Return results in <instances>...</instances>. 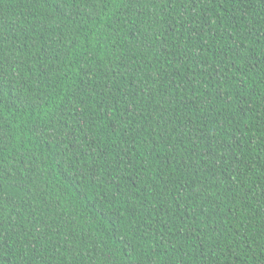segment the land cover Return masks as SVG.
<instances>
[{
    "label": "trees",
    "instance_id": "16d2710c",
    "mask_svg": "<svg viewBox=\"0 0 264 264\" xmlns=\"http://www.w3.org/2000/svg\"><path fill=\"white\" fill-rule=\"evenodd\" d=\"M0 264H264V0H0Z\"/></svg>",
    "mask_w": 264,
    "mask_h": 264
}]
</instances>
